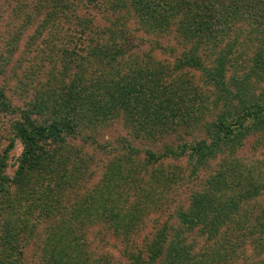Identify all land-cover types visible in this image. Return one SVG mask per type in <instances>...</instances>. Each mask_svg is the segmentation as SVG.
<instances>
[{
	"label": "trees",
	"instance_id": "16d2710c",
	"mask_svg": "<svg viewBox=\"0 0 264 264\" xmlns=\"http://www.w3.org/2000/svg\"><path fill=\"white\" fill-rule=\"evenodd\" d=\"M263 1L0 0L22 144L12 176L0 152V264H115L114 239L130 264H264V173L240 154L264 139Z\"/></svg>",
	"mask_w": 264,
	"mask_h": 264
},
{
	"label": "rangeland",
	"instance_id": "374dc122",
	"mask_svg": "<svg viewBox=\"0 0 264 264\" xmlns=\"http://www.w3.org/2000/svg\"><path fill=\"white\" fill-rule=\"evenodd\" d=\"M262 6H264V1L261 2ZM17 23V20L14 18V14L11 12L10 9H8L4 15H0V56L1 53L3 52H7V48L6 47V43L10 41V35L15 31L14 29V24ZM27 37V36H26ZM26 37H23L22 40L15 46L14 51H15V57L13 58V62L12 63H8L9 66L7 67V65H5V69L9 70L10 68H12L13 63H15V61L19 58H21V56L25 57H29L33 54L31 53H26L27 52V47L25 48L26 45ZM24 52L23 55H21ZM4 63V62H3ZM0 64L1 63V58H0ZM30 66V65H29ZM28 66V67H29ZM25 68H27V66H25ZM24 66L18 70L19 72V76L21 78H24V75H26V71L29 70H25ZM33 70V69H32ZM35 71L38 70H34L33 74H36ZM41 73L38 72V76H40ZM5 74L1 73V68H0V89L1 87L5 86ZM39 78H42V76H40ZM30 79V76H29ZM36 79V77H34V80ZM36 81V80H35ZM15 83V82H14ZM15 84H11L10 89L7 90V94L9 97L12 98V100L14 101V103L17 104H22V100L19 98V95L17 93H14V91L12 90V86ZM9 87V86H8ZM10 90V91H9ZM13 121V118L9 115H1L0 114V152L4 151L6 147H8L7 145L13 143V147L12 150L9 152V161H8V167L5 170L6 171V175L8 176H12L17 168L18 165V160L19 157L21 155L22 152V144L21 142L16 139V137L14 136V132L11 129V122ZM118 135V136H117ZM121 136H128V132H126V129H124L121 125H117L116 130H112L110 132H108L107 134V139L110 140H114L116 137H121ZM185 139H187V137H185ZM117 145V143H115ZM134 144L140 148L145 147L146 142H141V141H136L134 142ZM243 145H245L244 149L241 151V157L242 160L245 164H249L250 166L253 165H257V167L262 169V172L264 173V139L263 137H261L260 135H256L253 134L251 136L248 137L247 141H244L242 143ZM76 145V144H75ZM113 157V156H112ZM107 160V156H104L102 161L104 163V161ZM169 166L170 167H174L171 161H169ZM183 162L184 160H182L181 162H177L180 167L181 165L183 166ZM150 222H148L149 224ZM152 230L151 226L149 225V227L145 230L146 231H150ZM145 232H143L142 234L139 235L138 239L139 241H142V239L146 236ZM113 237H111L112 239ZM108 245H106L105 247V252L109 253L110 255L113 256V260L115 262V264H130V262L123 257L121 250L123 249L124 245L123 243L120 242V240L118 239H114V240H107ZM58 252L60 253V257L62 259H68L70 257V251H69V246L65 247V243L64 241L61 242L58 246ZM67 250V251H66ZM66 251V252H65ZM30 257V255H28ZM28 257V258H29ZM38 263L40 264V261L38 258H36L34 260V264Z\"/></svg>",
	"mask_w": 264,
	"mask_h": 264
}]
</instances>
